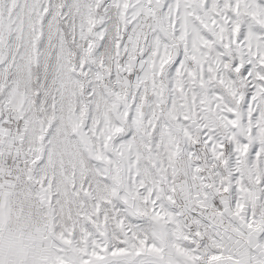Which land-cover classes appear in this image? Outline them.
<instances>
[{
	"label": "snow or ice",
	"instance_id": "snow-or-ice-1",
	"mask_svg": "<svg viewBox=\"0 0 264 264\" xmlns=\"http://www.w3.org/2000/svg\"><path fill=\"white\" fill-rule=\"evenodd\" d=\"M0 264H264V0H0Z\"/></svg>",
	"mask_w": 264,
	"mask_h": 264
}]
</instances>
